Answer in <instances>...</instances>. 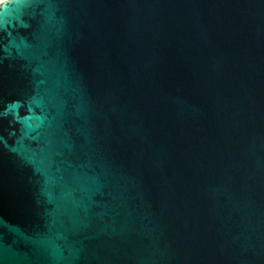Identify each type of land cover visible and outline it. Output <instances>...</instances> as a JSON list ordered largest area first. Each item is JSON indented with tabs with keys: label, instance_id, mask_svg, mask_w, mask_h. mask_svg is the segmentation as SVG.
<instances>
[{
	"label": "water",
	"instance_id": "obj_1",
	"mask_svg": "<svg viewBox=\"0 0 264 264\" xmlns=\"http://www.w3.org/2000/svg\"><path fill=\"white\" fill-rule=\"evenodd\" d=\"M0 264H264V0L1 2Z\"/></svg>",
	"mask_w": 264,
	"mask_h": 264
},
{
	"label": "bare ground",
	"instance_id": "obj_2",
	"mask_svg": "<svg viewBox=\"0 0 264 264\" xmlns=\"http://www.w3.org/2000/svg\"><path fill=\"white\" fill-rule=\"evenodd\" d=\"M3 1H5V0H0V3L3 2Z\"/></svg>",
	"mask_w": 264,
	"mask_h": 264
}]
</instances>
